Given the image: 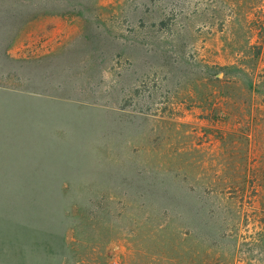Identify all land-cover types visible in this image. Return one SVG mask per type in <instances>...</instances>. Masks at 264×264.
I'll use <instances>...</instances> for the list:
<instances>
[{
    "label": "rangeland",
    "instance_id": "obj_1",
    "mask_svg": "<svg viewBox=\"0 0 264 264\" xmlns=\"http://www.w3.org/2000/svg\"><path fill=\"white\" fill-rule=\"evenodd\" d=\"M53 2L0 0V264H264V0Z\"/></svg>",
    "mask_w": 264,
    "mask_h": 264
},
{
    "label": "trees",
    "instance_id": "obj_2",
    "mask_svg": "<svg viewBox=\"0 0 264 264\" xmlns=\"http://www.w3.org/2000/svg\"><path fill=\"white\" fill-rule=\"evenodd\" d=\"M37 2L38 0H34V3ZM70 3L71 0H60V1L54 0L52 4L36 5L37 7L34 8V10H36L33 11L34 13H32V10H29L28 12L33 14L34 18H36L37 16H64L66 14H73V12H76L77 7H75L74 5L70 7L69 5ZM65 7L67 9H65ZM50 8H60V9H50ZM56 10H62V11H56Z\"/></svg>",
    "mask_w": 264,
    "mask_h": 264
}]
</instances>
